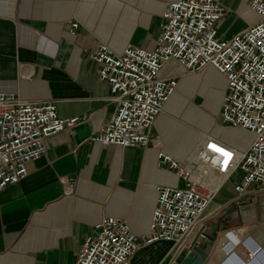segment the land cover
I'll use <instances>...</instances> for the list:
<instances>
[{
  "label": "crops",
  "instance_id": "obj_1",
  "mask_svg": "<svg viewBox=\"0 0 264 264\" xmlns=\"http://www.w3.org/2000/svg\"><path fill=\"white\" fill-rule=\"evenodd\" d=\"M168 1L0 0V92L52 101L59 117L78 119L71 130L49 136L45 153L27 163V174L0 191V264H75L83 241L105 216L122 219L138 238L147 235L155 186L180 183L175 170L157 166L158 152L183 161L198 137L170 115L184 110L187 119L213 122L185 95L202 82V90L209 88L205 107L219 112L225 78L210 66L188 72L168 60L160 74L175 76L177 86L155 118L154 141L105 146L91 137L116 103L88 52L100 43L116 53L127 45L151 49ZM216 1L226 9L219 20L248 24L249 0ZM221 123L214 134L243 151L252 134ZM239 178L234 172L221 185L182 242L140 245L129 264H178L199 230L205 236L197 238L198 247L210 251L204 264H264V188L237 194Z\"/></svg>",
  "mask_w": 264,
  "mask_h": 264
},
{
  "label": "built area",
  "instance_id": "obj_2",
  "mask_svg": "<svg viewBox=\"0 0 264 264\" xmlns=\"http://www.w3.org/2000/svg\"><path fill=\"white\" fill-rule=\"evenodd\" d=\"M249 6L258 18L221 37L216 23L226 9L219 2L170 0L151 49L127 45L116 53L100 43L88 52L97 64L98 78L109 85L116 103L114 113L92 141L123 147H146L154 141L155 118L177 86L175 76L160 74L170 59L188 72L210 66L220 73L225 87L219 117L227 125L247 130L252 138L240 151L203 136L183 161L159 151L157 166L175 170L180 183L155 186L147 235L138 238L122 219L102 217L83 241L75 264H129L140 245L179 244L234 172H240L233 186L237 194L252 186L264 188V0H249ZM77 120L59 117L52 101L25 100L14 92H0V191L27 174V163L45 153L49 136L71 130Z\"/></svg>",
  "mask_w": 264,
  "mask_h": 264
},
{
  "label": "rangeland",
  "instance_id": "obj_3",
  "mask_svg": "<svg viewBox=\"0 0 264 264\" xmlns=\"http://www.w3.org/2000/svg\"><path fill=\"white\" fill-rule=\"evenodd\" d=\"M257 15L253 11H248L247 14H245V19L248 21V23H252L257 19ZM243 27L242 22L240 21H234L231 23L230 22V17L226 16L225 18L219 20L216 23V30H217V35L218 36H229L236 30L240 29ZM200 73H207V72H200ZM215 73V72H214ZM202 82L197 83L196 88L193 89L192 93L191 91L185 95L187 98L188 104L191 103L192 105L196 106L197 108L201 109L203 112L208 114L213 118V122L210 123L208 118H197V119H187L184 116V110L182 112L175 113V115L171 114L170 116L174 119V121L178 122L181 124L184 128L187 130H193L196 133H198V137L196 139L195 144L198 142V140L203 137V136H212L215 138H219L214 134V127L215 126H222V123L220 121V117L218 114V111L212 112V110L208 109L205 107L204 103L206 101V94L207 91H209L208 87H205V91L201 89ZM204 91V92H203ZM181 140L185 139V137H181ZM219 140V139H218ZM195 144H193L195 146ZM190 148L187 156L190 154V152L193 150L194 146Z\"/></svg>",
  "mask_w": 264,
  "mask_h": 264
},
{
  "label": "water",
  "instance_id": "obj_4",
  "mask_svg": "<svg viewBox=\"0 0 264 264\" xmlns=\"http://www.w3.org/2000/svg\"><path fill=\"white\" fill-rule=\"evenodd\" d=\"M199 235L205 236L204 233L200 234V232L194 236L191 240V247L184 254L178 264H204V261L210 256V251H206L198 247L197 238Z\"/></svg>",
  "mask_w": 264,
  "mask_h": 264
},
{
  "label": "snow or ice",
  "instance_id": "obj_5",
  "mask_svg": "<svg viewBox=\"0 0 264 264\" xmlns=\"http://www.w3.org/2000/svg\"><path fill=\"white\" fill-rule=\"evenodd\" d=\"M213 147H215V146H213ZM217 151H223L222 149H216ZM225 155H229L228 153H224Z\"/></svg>",
  "mask_w": 264,
  "mask_h": 264
},
{
  "label": "bare ground",
  "instance_id": "obj_6",
  "mask_svg": "<svg viewBox=\"0 0 264 264\" xmlns=\"http://www.w3.org/2000/svg\"><path fill=\"white\" fill-rule=\"evenodd\" d=\"M187 168H190V165H188Z\"/></svg>",
  "mask_w": 264,
  "mask_h": 264
}]
</instances>
